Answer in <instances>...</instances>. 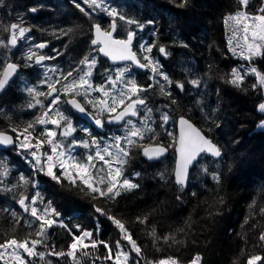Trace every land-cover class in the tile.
Here are the masks:
<instances>
[{
	"label": "trees",
	"instance_id": "obj_1",
	"mask_svg": "<svg viewBox=\"0 0 264 264\" xmlns=\"http://www.w3.org/2000/svg\"><path fill=\"white\" fill-rule=\"evenodd\" d=\"M262 1H251V4H255L254 12H257V5ZM105 2L145 25L143 30L137 29L135 25L130 26L137 33L135 41L141 37L146 38L145 44H155L157 47L153 48L152 54L158 58L161 71L173 81L184 83V92L175 85L167 88L177 101L173 105L169 98L160 94L157 80L149 79L152 75L150 71L137 72L131 66V74L139 84L153 85L144 95L148 97V107L153 109L154 122L151 126L159 133L158 140L165 145L171 144L172 138L167 133L176 135L175 120L185 115L218 145L222 155L218 159L202 157L190 170L187 187L181 189L173 180L174 148L170 147L156 161L145 158L141 149L132 150L133 155L125 166L124 175L139 187L122 192L121 196L112 201L93 200L91 195L71 186L67 181L57 183L33 168V159L27 152L7 148L3 153L7 157L4 163L9 174L7 177L0 176V233L11 231L12 210L24 217L16 228V234L23 237L25 233L32 231L24 223L32 218L23 212L16 201L21 193L31 197L39 191L44 203L50 201L53 203L52 207L60 213L59 220L74 231L73 226L78 224L82 229L92 231L94 238L99 240L114 244L120 239V234L107 216L95 211L96 207L121 219L142 249L141 264L168 256L178 258L180 264H189L196 255L202 258L201 264H245L249 256L264 257V243L258 240L260 232L264 231V216L259 215V208L264 207V129L258 128L264 115L257 110L264 101V88L259 85L252 87L257 83L252 74L245 76L244 83L239 88L228 82L234 68L245 74L252 64L264 72V56L255 57L251 63L242 59L246 66H240L229 50L228 40L232 32L224 21L229 14L237 11L238 0H189L184 8L176 6L179 0ZM76 3L84 7L90 17L80 12L75 7ZM33 8L36 9L35 12L31 11ZM110 20L106 14L88 8L83 0H0V25L22 23L31 28L29 34L33 40L46 42V51L53 57L50 60L60 65L64 71L77 67L78 61L87 55L88 50L94 49L91 46L92 25L100 23L107 28ZM148 21L154 23L149 24ZM118 24L122 22L118 21ZM68 29L72 31L69 32ZM65 32L66 35L63 34ZM8 35L0 30V40L6 41ZM115 36L125 38L126 32L118 28ZM22 46L20 41L16 48H0V69L8 62L16 63L20 65L16 75L26 79L28 70L33 69L36 72L30 81L37 82L40 79V68L27 65L23 60ZM160 46L165 47L170 55L159 53ZM133 49L141 56L135 42ZM98 60L92 75L97 85L103 84L106 74L115 75L114 68L104 57L99 55ZM158 79L160 84L165 83L160 77ZM192 79L201 81L198 88L188 82ZM197 101L201 103L198 105ZM86 107L94 115L91 106ZM165 112L170 116L167 124H163L160 119ZM106 117L107 114L102 117L105 121L102 133L92 128L91 135L101 141V146L107 137L105 134L113 132V129L116 133L118 128L107 124ZM23 122L13 121L12 125ZM162 124L163 127H160ZM3 127L0 125V129H4ZM82 127L85 128L84 125ZM144 142L150 141L146 137ZM44 150L49 151L47 145ZM88 151L81 148L79 151L74 150V153L82 157ZM204 168L208 169L207 174L203 171ZM16 173L34 181L37 187L33 188L31 183L19 186ZM160 173L164 174L163 178ZM211 173L219 175V183L212 179ZM5 188L13 190L4 191ZM56 188H66L62 191L77 194L75 199L79 202L78 206L70 211L60 208L55 203ZM254 202L256 207L250 208ZM5 208L9 211H4ZM144 216L148 217L147 224L137 222V217ZM247 217L253 219L245 225ZM253 224L256 227H252ZM35 226L34 224L33 228ZM153 227L157 236L173 235L176 242L169 240L165 243L161 239L154 243L153 238L148 235ZM71 239L64 228L54 226L49 229L48 243L50 246L55 245L57 251H66ZM124 244L127 247V242ZM38 250L47 251L43 247ZM97 254L101 257L107 254L102 245ZM132 255L135 257L134 253ZM46 260L52 261V264H71L67 257L57 259L55 256H46ZM99 263L110 264V261L97 260L96 264ZM34 264L45 262L36 258ZM260 264H264V260Z\"/></svg>",
	"mask_w": 264,
	"mask_h": 264
},
{
	"label": "snow or ice",
	"instance_id": "obj_2",
	"mask_svg": "<svg viewBox=\"0 0 264 264\" xmlns=\"http://www.w3.org/2000/svg\"><path fill=\"white\" fill-rule=\"evenodd\" d=\"M83 3L94 12L98 10L111 18L107 28L102 27L100 23L92 25L95 38L91 40V44L95 46L94 50L109 58L113 63L126 62L125 66L116 68L114 77L108 75L106 84L99 85H95L92 81L93 70L97 65V59L94 56L85 55L80 59L78 64L83 67H74L67 71L55 67L47 69L44 73L46 78L39 82L41 85H46V91L38 90L36 86H26L24 89L32 98L27 107L29 109L39 107V113L30 121L11 125V133L14 136L6 131H0V146L16 145L27 152L34 161L33 168L43 172L57 183L67 181L71 186L91 195L93 200L112 201L121 196L122 192L139 187L124 175L125 166L133 155V149H141L143 156L148 160H158L171 147L174 148L177 155L173 170L175 183L183 189L188 181L189 168L197 163L203 155L219 158L222 155L221 149L183 116L179 119V135L176 136L172 132L167 133L172 138L171 144L165 145L158 140L159 133L151 126V123L154 122L153 109L148 107V97L144 95L153 88V85L139 84L131 74V66L150 71L152 74L149 77L150 80L160 77L165 82L160 84L159 81H156L160 94L169 98L173 105L177 101L167 88L175 85L181 92H184V83L173 81L161 71L159 61L151 55L153 48L157 47L155 44L141 43L139 47L140 52L143 53L142 56L133 51V41L137 33L131 30L130 26L135 25L137 29L143 30L145 27L143 23L126 16L115 7H110L105 0H83ZM188 3L189 0H179L176 6L184 8ZM238 4L240 8L235 13L229 14L224 21L232 32V36L228 40L229 50L234 55L251 63L255 57L264 56V4L258 8L256 14L247 11L250 0H238ZM75 7L85 16L90 17V13L79 3H76ZM31 11L35 12L36 9L33 8ZM118 21L122 24H118ZM148 23L154 22L148 21ZM118 28H122L126 32L125 38H117L114 35ZM0 30L9 34L6 41L0 40V48L11 49L16 48L20 41L29 39L26 34L31 31V28L23 26L22 23H11L10 25H0ZM68 31L72 30L68 29ZM63 34L66 35L67 32ZM46 46L45 43L35 44L28 49L24 59L34 61L36 65H43L45 60L53 59V57L39 54L37 51H33V47L44 49ZM183 46L187 47V45ZM158 51L165 56L170 55L163 46H160ZM19 67L20 65L11 62L3 65V68L0 69V91L9 84ZM49 72L58 73V75L53 78L48 75ZM247 74L256 77L257 83L252 85L253 88H256L257 85L264 88V73L254 66L249 68L245 74H242L237 68L232 69L231 79L228 82L239 88L243 85ZM188 82L195 88H198L201 83L199 79H192ZM92 93L99 95L93 96ZM41 98L49 101L47 106ZM200 103L197 101L198 105ZM61 104H66L80 113H85L86 106H91L96 126L104 127L105 121L102 117L107 114L108 123H123L126 129L125 134L115 136L112 143L101 146V141L93 137L85 128L82 131L89 138L78 140L74 136L77 128L65 111L61 110ZM167 106L165 105V107ZM258 107L259 111L264 113V103ZM134 117L138 120L134 121L132 119ZM160 119L163 124H167L170 116L165 112L161 114ZM163 124L160 127H163ZM49 125L53 127H48ZM258 126L264 127V120H261ZM38 127L40 128L39 132H37ZM146 137L150 142H144ZM65 141L68 143L66 144ZM45 145L48 146L49 151L44 150ZM76 147L89 151L81 157L74 153ZM0 169H2L0 176L7 177L9 169L3 161H0ZM57 170L59 174H57ZM203 171L208 173L207 168H204ZM160 175L161 178L164 177L163 173ZM211 175L214 181L220 182L217 173H211ZM29 183L33 188L37 187L34 181H30L24 175L19 177V186ZM3 190L12 191L13 189L5 188ZM16 203L24 213L32 218V220L24 221L28 228H32V231L19 237L16 234V228L20 226L24 217L15 210L10 212L13 221L11 231L0 233V262L2 264H34L36 258L44 261L45 264H52V261L46 260V256H55L57 259L67 257L71 264H96V261L101 259L110 261L111 264H141L142 249L133 238L132 233L126 228L125 223L121 219L108 215L100 207H96L95 211L107 216V219L119 231L120 239H117L114 244L94 238L92 231L82 229L78 224L73 226L74 231L73 228L58 219L60 213L52 207L50 201L43 208L38 207V205L44 204L39 191H36L31 197L21 193ZM255 207V202L250 205V208ZM4 211L7 212L9 209L5 208ZM259 215L264 216V207L259 208ZM136 219L141 224H147L148 221L147 216ZM250 219L253 217L245 218L244 224H249ZM34 224L35 228H33ZM54 226L66 229L71 235V243L66 251L64 249L57 251L55 245L50 246L48 243L49 229ZM252 227H256V225L253 224ZM98 231L99 225H97V233ZM148 235L153 238L154 243L161 239L165 243L169 240L176 242L173 235L157 236L154 227ZM258 240L264 243V231L260 232ZM124 242H127V247ZM101 245L107 252L103 257L97 254ZM40 247L47 251H39ZM133 253L135 257H133ZM201 260L202 258L196 255L189 264H201ZM262 260L264 257L261 255H252L247 257L245 264H260ZM148 264H180V261L176 257L168 256L155 262L149 261Z\"/></svg>",
	"mask_w": 264,
	"mask_h": 264
},
{
	"label": "rangeland",
	"instance_id": "obj_3",
	"mask_svg": "<svg viewBox=\"0 0 264 264\" xmlns=\"http://www.w3.org/2000/svg\"><path fill=\"white\" fill-rule=\"evenodd\" d=\"M251 1L252 0H250V4H249V7H248V9H247V11H249L250 13H252V14H256L257 12H254V9H255V4H251ZM72 3H74L73 1H72ZM262 4H264V0L261 2V3H259V5H257V8H259ZM215 5V4H214ZM237 7H238V9L240 8V5L238 4L237 5ZM237 9V10H238ZM26 36L27 37H29V39H26V40H22V50L23 51H28V49L30 48V47H32V46H34L35 44H38V42H35L34 40H33V38L31 37V35L29 34V33H27L26 34ZM145 40H146V38H144V39H142L141 37H138L137 39H136V41H135V39H134V41H133V43L135 42L136 43V46L138 47V49H139V53H140V55L142 56L143 55V53H141L140 52V44L141 43H143V44H145ZM235 43V42H234ZM94 49H95V47H93ZM94 49H92V50H88V53H87V55H90V56H94V57H96V59H97V64H98V62H99V60H98V57H99V54L94 50ZM40 51V52H44V51H41L40 49H36V48H34L33 47V51ZM46 53H47V55L46 56H49V57H52V54L49 52V51H45ZM151 55L154 57V59H156V60H158V58L155 56V55H153L152 53H151ZM233 57L235 58V59H237L238 60V62H237V64L238 65H240V66H246V63H244V62H242V59L238 56V55H233ZM244 60V59H243ZM123 65H125V63H123ZM123 65H112V68H114V70L116 69V68H118V67H121V66H123ZM115 66H117V67H115ZM247 66H249V65H247ZM251 67H253L254 65H250ZM249 66V68H251ZM53 67H55V68H58V69H61L60 68V65H58V64H56V63H54V62H52L50 59L49 60H46V63L44 64L43 63V65L41 66V67H39L40 68V79H39V81H37V82H31L30 81V78H31V76H34L35 75V70H33V69H31V72H29V74L27 75V78L25 79V78H22V77H20L18 74L15 76L16 78H17V84H18V89L17 90H20L21 92H23V93H25V94H27V92L24 90L25 88H26V86H36L37 88H38V90H41V91H46L47 89H46V85H41L39 82L42 80V79H45L46 77L44 76V73H45V71L47 70V69H49V68H53ZM80 67H83L82 65L80 66ZM133 67V66H132ZM255 67V66H254ZM134 68V67H133ZM258 69V68H257ZM259 70V69H258ZM260 71V70H259ZM115 72V71H114ZM261 73H264L263 71H260ZM57 74L58 73H51V72H49L48 73V75H50V76H53V78H55L56 76H57ZM109 74H106L105 75V78H104V82H103V84H106V82H107V76H108ZM113 76V75H112ZM114 77V76H113ZM155 80H159L158 79V77H156L155 78ZM92 81H94L93 79H92ZM94 83V82H93ZM95 84V83H94ZM95 85H97V84H95ZM92 95L93 96H98L99 94L98 93H92ZM262 103H264V101L262 102ZM46 106H47V104H46ZM258 112L260 113V114H262V115H264V113H261L260 111H259V107H258ZM106 120H107V117H106ZM133 120L134 121H137L138 120V118H133ZM262 120H264V118L262 119ZM260 124V123H259ZM85 125V124H84ZM86 126V125H85ZM49 127V126H48ZM82 128V127H81ZM169 128H170V126H169ZM258 128H261V129H264V127H259L258 126ZM40 128L38 127L37 128V131L39 130ZM125 131H126V129H125V127L123 126V124L122 125H120L118 128H117V131H116V133H115V129H113V132H110V133H108V135H107V137L105 138V142H104V144H106V143H108V144H110V143H112L113 142V138L115 137V136H123L124 134H125ZM115 133V134H114ZM87 135L83 132L82 134H81V136L79 137V136H77V139L79 140V139H85V137H86ZM66 144L68 143V142H65ZM103 144V145H104ZM102 145V146H103ZM9 148H14V150H16V149H20L19 147H17L16 145H11ZM76 148H78V147H76ZM137 149H133V151H136ZM254 152L256 151L257 152V150H253ZM260 152V151H259ZM6 159H7V157L4 155V156H0V161H3V162H6ZM32 164H34V161H33V163ZM16 175V178H19L22 174L21 173H16L15 174ZM125 177H127V176H125ZM128 178V177H127ZM129 179V178H128ZM129 180H131L133 183H134V181L132 180V179H129ZM66 188H61V189H57L56 188V193H57V195L55 196L56 197V202L55 203H57L58 204V206L60 207V208H62L63 210H68V211H70V210H72L73 209V207H77L78 206V202H77V200L75 199L76 197H77V194H69V193H66V191H62V190H65ZM76 196V197H75ZM77 202V203H76ZM48 202H45L44 203V205H46ZM51 204H53V203H51ZM44 205L43 206H40V205H38V207H41V208H43L44 207ZM17 212V211H16ZM101 228H102V226H101ZM100 264V263H99ZM110 264H111V262H110Z\"/></svg>",
	"mask_w": 264,
	"mask_h": 264
},
{
	"label": "flooded vegetation",
	"instance_id": "obj_4",
	"mask_svg": "<svg viewBox=\"0 0 264 264\" xmlns=\"http://www.w3.org/2000/svg\"><path fill=\"white\" fill-rule=\"evenodd\" d=\"M37 51V50H36ZM38 52V51H37ZM27 51H24L22 54L25 56ZM39 54L42 55H47V53L44 52H38ZM23 58V57H22ZM24 60V58H23ZM26 61V60H25ZM27 65L31 66H38L41 67L42 65H36L34 61H26ZM44 64L46 63V60L43 62ZM77 67H80V65H77ZM28 72H31V69L28 70ZM18 84H17V78L15 76L12 77V79L9 81V84L6 85L5 89L0 91V125H3L4 129H0V131H6L8 133H11V125L13 121L21 120L23 121H30L33 119L34 114H38L40 109L39 107L35 109H29L27 107V104L31 101V97L28 94H25L21 92L18 89ZM43 99V98H41ZM63 99V98H62ZM44 104L48 105V100L43 99ZM61 110L65 111V114L68 115L72 122L73 125L77 128V132L74 134L75 138L77 139V136H81L83 133L82 129V122L79 119V117L73 112L72 108L66 104H61L60 105ZM20 115V117H19ZM8 116V117H4ZM77 117V118H76ZM108 124V122H107ZM49 127H53L49 125ZM40 129L37 131L39 132ZM85 133V132H84ZM13 136L14 134L11 133ZM71 137L69 138V140ZM68 142V141H65ZM11 146V145H9ZM9 148L8 146H3L0 147V154L3 153L5 149ZM80 148V147H78ZM77 148H75L76 150ZM18 150V149H17Z\"/></svg>",
	"mask_w": 264,
	"mask_h": 264
},
{
	"label": "water",
	"instance_id": "obj_5",
	"mask_svg": "<svg viewBox=\"0 0 264 264\" xmlns=\"http://www.w3.org/2000/svg\"><path fill=\"white\" fill-rule=\"evenodd\" d=\"M115 35V34H114ZM93 38H95L94 37V29L92 28V39ZM118 38V37H117ZM41 43H45L46 45H47V43L46 42H41ZM91 46L92 47H95V46H93L92 44H91ZM41 51L43 50V49H40ZM134 51V50H133ZM102 57H104L110 64H112V65H120V64H123V63H126V62H123V61H120V62H116V63H113L109 58H107V57H105V56H103V54H100ZM134 66V65H133ZM134 68L137 70V71H139V72H144L145 71V69H139V68H137V67H135L134 66ZM18 71V70H17ZM80 118H82L85 122H87V123H89V124H91L97 131H99V132H103V127L101 128V127H98V126H96L95 125V123H94V119H93V115L92 114H90L88 111H86L85 113H80V112H78V111H76L75 109H72ZM181 116H183V117H185L186 119H189L187 116H185V115H181ZM181 116H179V117H177L176 118V120H175V133H176V136H178L179 135V119H180V117ZM190 120V119H189ZM190 122L191 123H193V125L195 126V127H197L198 129H200V127H198L193 121H191L190 120ZM112 124H116V123H112ZM121 124V123H120ZM201 130V129H200ZM202 131V130H201ZM202 133L207 137V138H209L203 131H202ZM10 135H12L11 133H9ZM210 139V138H209ZM214 143V142H213ZM218 146V145H217ZM0 147H3V146H0ZM174 153H175V150H174ZM222 153V152H221ZM204 156H208V157H212V156H210V155H203L202 157H204ZM145 157V156H144ZM146 158V157H145ZM162 158V157H161ZM161 158H159V159H161ZM212 158H214V159H218V158H216V157H212ZM158 159V160H159ZM176 159H177V155H176V153H175V159H174V167H173V170H174V168H175V162H176ZM201 159V158H200ZM199 159V160H200ZM198 160V161H199ZM156 161V160H155ZM198 163V162H197ZM197 163H194V165L193 166H191L190 168H189V172H190V170L197 164ZM188 179H189V175H188ZM173 180H174V183H175V177H174V173H173ZM187 184H188V181H187V183H186V185L183 187V188H186L187 187ZM175 185H177L176 183H175ZM177 186H179V185H177Z\"/></svg>",
	"mask_w": 264,
	"mask_h": 264
},
{
	"label": "bare ground",
	"instance_id": "obj_6",
	"mask_svg": "<svg viewBox=\"0 0 264 264\" xmlns=\"http://www.w3.org/2000/svg\"><path fill=\"white\" fill-rule=\"evenodd\" d=\"M171 186V185H170ZM172 187H173V185H172ZM175 189V188H174ZM78 201V200H77ZM79 203V202H78ZM258 247V246H257ZM261 246H259V248H260ZM264 247V246H263ZM261 249V248H260ZM262 250V249H261ZM259 251V250H258ZM149 254V253H148Z\"/></svg>",
	"mask_w": 264,
	"mask_h": 264
}]
</instances>
